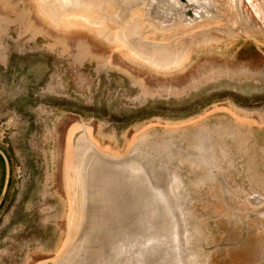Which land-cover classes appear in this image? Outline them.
<instances>
[{"label": "rangeland", "instance_id": "rangeland-1", "mask_svg": "<svg viewBox=\"0 0 264 264\" xmlns=\"http://www.w3.org/2000/svg\"><path fill=\"white\" fill-rule=\"evenodd\" d=\"M169 1L0 0V264H264V0Z\"/></svg>", "mask_w": 264, "mask_h": 264}, {"label": "bare ground", "instance_id": "bare-ground-1", "mask_svg": "<svg viewBox=\"0 0 264 264\" xmlns=\"http://www.w3.org/2000/svg\"><path fill=\"white\" fill-rule=\"evenodd\" d=\"M43 2H45V5L49 6V10L54 11V13H58L61 12L65 7H69L72 6L73 9L70 10H66L65 12H63L64 16L66 18H76L77 20H82L84 22H86V24L89 25H96V26H102V28L100 29V33L103 37H106L111 43H116V44H128L130 46V48H132L130 41H128V39H130L134 34L132 33L131 30H127L124 29L120 35L118 36V34H114L113 32L109 31L108 29H103L104 27V23H102L101 21H96L95 17L92 16V12H93V8H91L92 3L91 0H43ZM41 6V5H40ZM43 10V9H42ZM46 12V11H45ZM46 14V13H45ZM49 14V13H48ZM51 16V15H50ZM52 17V16H51ZM49 18V17H48ZM52 19V18H51ZM56 20V18H53ZM61 19V18H59ZM50 21V20H49ZM60 21V20H59ZM72 20H70L71 22ZM54 23V22H52ZM79 23V22H78ZM59 24V23H58ZM65 25V24H64ZM83 25V24H82ZM59 26V25H58ZM56 26V27H58ZM63 26V25H62ZM86 27V25H85ZM91 27V26H90ZM89 28V27H88ZM98 32V31H97ZM106 39V40H107ZM112 46V45H111ZM114 49V48H113ZM119 51V50H118ZM121 55V54H120ZM123 55V54H122ZM125 56V55H124ZM124 56L122 57L124 59ZM222 57V56H221ZM135 60V59H134ZM137 63V62H135ZM139 63V62H138ZM192 63V62H191ZM183 66V65H182ZM147 67V66H146ZM150 68V67H149ZM142 70V69H141ZM146 70V69H144ZM155 70V69H154ZM152 71V70H151ZM159 72V71H158ZM173 72V71H172ZM176 73V72H174ZM157 74V72H156ZM173 74V73H172ZM160 77V76H159ZM163 77V75L161 76ZM165 77V76H164ZM85 151V150H84ZM82 157V156H81ZM77 162V161H76ZM77 176V175H76ZM80 181V175L79 178H77ZM82 187L79 185L76 188V191L74 192L75 194V198L76 199H80L82 198L83 192H82ZM78 200H76L75 206H74V211H73V216H72V227L75 229H77L80 226V222L82 219V210L83 208H81V206H79ZM84 215V214H83Z\"/></svg>", "mask_w": 264, "mask_h": 264}, {"label": "water", "instance_id": "water-1", "mask_svg": "<svg viewBox=\"0 0 264 264\" xmlns=\"http://www.w3.org/2000/svg\"><path fill=\"white\" fill-rule=\"evenodd\" d=\"M169 2L172 3L171 0H170ZM180 2H181V3H184V4H187V6L189 5V3H188L186 0H180ZM189 7H191V6H189ZM185 14H186V13H185ZM188 15L191 16V18H193V16H194L193 12H191V11L188 13ZM193 20H194V19H193Z\"/></svg>", "mask_w": 264, "mask_h": 264}]
</instances>
